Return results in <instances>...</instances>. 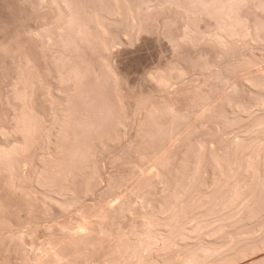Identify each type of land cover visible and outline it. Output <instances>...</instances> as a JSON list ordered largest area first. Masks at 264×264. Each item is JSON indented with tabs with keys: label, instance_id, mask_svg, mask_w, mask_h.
I'll list each match as a JSON object with an SVG mask.
<instances>
[{
	"label": "rangeland",
	"instance_id": "obj_1",
	"mask_svg": "<svg viewBox=\"0 0 264 264\" xmlns=\"http://www.w3.org/2000/svg\"><path fill=\"white\" fill-rule=\"evenodd\" d=\"M129 1L133 7L137 3L144 9L149 7L150 12H155L158 5L160 9L169 7L163 0ZM222 1L173 0L187 10L184 12L189 19L179 18L171 9H165L158 13L159 16L153 14L144 18L145 21L142 19L136 32L117 36L114 32L105 34L98 17L101 14L116 15L118 6L111 0H64L59 7L54 0H0V218L11 221L15 228L17 221L28 225L33 218L32 227L29 223L28 227L24 225V230L35 228L38 238L42 233L54 237L61 225L71 227L81 216H86L91 219L92 236H87L89 243L86 239L85 243L89 246L92 242L97 243L103 233L110 236V241L97 246V253L86 252L87 256L91 252L95 256L91 254L94 257L90 255L89 259L85 254L84 264L88 259L89 264H95V261H109L116 253L119 255V249L115 250L116 242L125 240V236L130 238L134 230L137 232L145 226L142 223L145 219L148 223V220L144 216L156 220L153 223L161 226L152 228L163 231L164 224L170 225V222L166 224L164 220L161 225L162 220L167 216L169 220L174 219L179 211L185 212L179 214L181 220L188 215L201 219L206 214V217L209 212L205 209L214 213L210 211V217L206 218L214 219L215 214L222 215L224 206L228 205V209L247 194L253 196L257 191L256 187L255 192L250 190L254 187L250 167H258L261 163L257 156L264 148V133L260 132L264 131V119L259 116L263 110L255 111L258 120H242L234 116L232 120V115L228 118L226 113L227 118L223 117L226 108L221 105L225 104L223 95H226L224 89H227L229 74L206 61L210 57L206 53L203 56L200 47L197 49L201 45L194 49L184 44L181 48L184 55L197 57L192 58L197 59L191 62L192 65L206 61V67L200 62L201 69L177 57L178 51L174 47L184 41V31L190 28L195 39L211 37L222 21ZM195 39L194 43L197 42ZM203 57L207 58L204 60ZM172 62L179 63V66L173 69ZM156 73L168 77V88H158L153 80ZM251 131L261 134H252ZM243 154L250 156L244 157ZM215 159L225 169L226 165H232L228 167L240 173L249 170L244 176L238 174L240 181L234 182L232 188L228 186L236 192L230 190L228 197L233 201L230 205L227 199L218 201L220 206L214 205L217 198L213 197V189H218L220 184L218 187L217 181H213L216 179L211 176L215 174L208 173L211 182L204 173L213 171ZM239 168L245 170L241 172ZM194 169L201 172L202 178L207 176L210 179L207 180L209 185L206 181L204 183H207V189L212 185L211 190L208 189L213 195L208 198L215 200L214 204L210 202L212 209L206 206L207 203H204V209L205 198L199 199L203 209L197 210L198 200L192 206V197L196 200L197 193H203L205 186L201 191L200 183L206 179L199 176L197 179V170ZM146 171H151L152 176L145 174ZM177 195L181 198H175L176 201L174 197ZM247 197L243 200L246 201ZM250 197L248 203L252 201ZM259 197V204L264 205V195ZM172 200L178 203H172L177 208L171 205V210L168 205ZM223 202L226 205L221 209ZM110 206L115 208V214L107 210ZM215 206L218 209L214 210ZM168 207L173 218L169 216ZM98 210H104L99 213L103 218L95 214ZM165 210L168 215L163 216L167 213ZM241 214L236 217L243 220L241 229L235 226L239 223L237 219V223L232 221L234 224L229 228L232 231L227 237L230 243L238 236L242 240L248 236V241L264 229V214L252 221L253 217H249L251 214L247 211ZM202 217L206 219L204 215ZM157 219L161 220L157 222ZM41 237L34 239L38 246L48 238ZM225 243L227 241L223 245ZM260 247V252L244 260L264 256V245ZM104 257L106 260L100 261ZM14 260L13 263V259H2L0 263L15 264L17 260Z\"/></svg>",
	"mask_w": 264,
	"mask_h": 264
},
{
	"label": "bare ground",
	"instance_id": "obj_2",
	"mask_svg": "<svg viewBox=\"0 0 264 264\" xmlns=\"http://www.w3.org/2000/svg\"><path fill=\"white\" fill-rule=\"evenodd\" d=\"M62 1L64 2V0H54V3L57 7H59V5H61L60 3H63ZM111 1L118 6V9H117V6L115 5V7L118 11V12L116 11L117 12L116 15L108 17L107 15L101 14L100 16H98L101 19V22H102L101 27H102L104 33L106 32L105 34L108 33L110 35H111V33H109V32H112V34L114 32L115 35L117 34V36H118V34H122V33L129 35L132 32H136L138 30V28L140 27L139 24L141 23V21L144 20V18H147L153 14L161 13L165 9H171L172 12L174 13V15H176L179 18H187L189 16V15L187 16L185 14L186 12H184L186 9L184 8L185 10H183V8L180 7L176 2H173V0H163L164 3H167L169 5V7H164V8L160 9V8H158V7H160V5H158L157 7H155L156 11H155V9H153V11H155V12H150L149 7H147V8L145 7L146 10L144 9V7H139L140 3L139 4L137 3V5L135 4L133 7V4H131L132 2H130L129 0H111ZM158 1H160V0H158ZM65 2H66V0H65ZM141 6H143V5H141ZM223 6L224 7H223V11H222V21H221V23L217 24V27H215L216 32H213V30H212L213 34L211 35V37L208 38V36H210V35H207L206 38L203 36L196 38L197 42L194 43L195 37H193L190 33L193 30H191V28L189 27L191 31L186 30L187 32L184 31L185 34L183 33L184 34V41L182 43H177L174 46L175 49H177L176 51H178L177 57H181V59L185 60L186 62L190 61V63L193 60L196 61L197 59L196 60L192 59V58H195L196 56L195 57L192 56V58H191V56L189 57L187 54L184 55L181 48H184V46H183L184 44H186L185 46H187L188 48H190V47L194 48L195 46L201 45V46H198L197 49L200 47V49L204 51L203 56L205 55V53L208 54V57H210L208 60L210 62L208 60H206V61L209 64L211 63V65L213 64V65L217 66L218 69L224 70L229 74L227 76V83H226L227 89L226 90L224 89V91H226L225 92L226 95L225 96L223 95V97L225 99H223L221 97V99L224 100L225 104L224 105L222 104L223 106L221 104H219V105H221V107L225 106V108H226L224 110L222 109L223 111H225V112H223V117H226L225 115L227 114V116L232 115L231 116L232 120H233V116L237 117V118H242V120L243 119H249V118H251V119L253 118L255 120V118H257V117L259 118V116L263 117L262 119H264V0H224ZM61 9H62V7H61ZM147 9L150 13L147 11ZM159 15L160 14H158V16ZM154 16H156V15H154ZM190 18H191V16H190ZM188 19H189V17H188ZM185 20H187V19H185ZM119 25L123 26V28H120ZM185 28H186V25H185ZM214 31H215V29H214ZM200 51H199V53L202 52V51L201 52ZM201 55H202V53L200 54V56ZM209 55H211V56H209ZM198 57H199V55H198ZM204 58H207V57H203V59ZM210 59L213 61L211 62ZM206 61H204V62L206 63ZM200 62L201 61H198L199 65H200ZM204 62H201V64L203 63V65H202L203 67L205 65ZM194 63L195 64H193V65H197L196 62H194ZM208 63H207V65H209ZM170 65L173 66V69H176V67L179 66V63L176 64V62H172ZM191 65H192V63L190 64V66ZM199 65H197V66L199 67ZM197 66L196 67L194 66L195 69L197 68ZM203 67H201V68H203ZM205 67H206V65H205ZM208 67H210V65ZM179 75H181V73H179ZM167 78L168 77H166L162 73H156V75H153V80L158 84V88L159 89L161 88L162 90L165 89L166 87L168 88V79ZM220 96H222V95H220ZM223 100H221V101L223 102ZM261 109L263 110V113L261 115L257 116L254 114L256 110H261ZM222 110H220V111H222ZM219 113H222V112H219ZM224 113H226V114L224 115ZM229 117L230 116H228V118ZM237 118H235V119H237ZM258 118H257V120H258ZM256 122H259V121H256ZM248 125H246V126H248ZM253 130H254V128H253ZM262 130L260 132L264 133V131H262ZM253 132L257 133L259 131H253ZM253 132H252V134H254ZM260 132H259V134H261ZM256 135H258V134H255V136ZM262 140H264V139L262 138ZM263 150H264V148L262 149V151H261L262 153H260V155H258L259 153L257 154L258 156L256 154L251 153L260 159V161H261L260 165H258V167H252L251 165H248L249 167L251 166L250 169L252 168L250 170V172H251L252 180H254L253 190L252 189H250V190L255 192V187H256L257 192H255V194L253 192H251V193H253V196H252V194L249 193L252 197H250L249 194H247L246 197L247 196L248 197H247L246 201L243 200L246 198L243 195L244 198L241 199V202H238L240 204H238L236 199H234L238 205L237 204L236 205L231 204V206L228 207V209L226 208V206H228V205H226L224 203L225 199H227L226 201H227V204H229V205H230V202L231 203L233 202V201H230L229 200L230 197H228L231 195V191H232V189H229L228 186H230V188H232L233 183L234 182L236 183V181L237 182L240 181V180H238L239 177L244 176V174H245L244 172H249V170L248 169H247L248 171L245 169L240 170V168H239L238 170H240L241 172H242V170H245L242 173H240L239 171H237V169H233L232 167L231 168L228 167V166H232V165H228V166L226 165L227 169H225L224 168L225 166H222V164L218 160L215 159L214 164H213L215 169L212 168L213 173L211 171L210 172L205 171L206 173H204L207 175H208V173H211L212 175L215 174L211 177L213 179H216L213 181L214 182L217 181L216 182L217 186L220 184L219 185L220 187L218 186L219 187L218 189L215 188L216 189V192H215V189H213V188L216 186V184L213 183V184H215V186H213L212 189L214 190V193H216V194L213 193V195H215V196H213V195H210L212 193L208 191L209 188H210L209 190H211V187H212L211 182H213L212 179L210 178V175H208V177L211 179V182H210L211 186L210 187L207 186L208 187V189H207L206 188V185L208 183L207 180H210V179L207 176H204L206 179H204V177L202 178L201 172L198 169H194V171L197 170L196 173L194 172L196 175V178L199 179L198 178V176H199L202 179H204L203 181H202V179H200V181L203 182V184H201L202 182L200 183L202 188L199 185L201 188V191L204 188L203 186H205V188L203 189L204 190L203 193H201L199 190H197L198 192L201 193V195H199L200 193L199 194L197 193L196 200H194L195 198H193L191 196L192 200L194 201V203H193L194 205H192V206L194 207L197 204L196 203L197 200L200 203L205 198V200L207 202L205 200H204L205 202L203 201L204 209L206 208V206H209L211 208V206L213 207V205H211L210 202L212 201L214 204L215 200L213 201V197H216L217 199L214 198V199H216L214 205L218 206L219 205L218 201H220V202L224 201L223 202L224 204L221 203V209H223V206L226 205V206H224L223 212L226 213L227 211H229L230 213L227 212L229 215H232L233 213H234V215L228 217L227 216L228 214L227 213H226L227 215L224 214L222 212V210L219 208L221 210L220 213L222 212L221 213L222 215L218 217L217 214H215L216 217L214 216V219L216 218L217 221L213 222V220H214L213 218L212 219L210 218L211 220L208 218L210 220V221H208V219L206 217L209 216V214L211 215V213H213V211L212 210L208 211L207 209H205L207 212H209V214H207L206 217H205L206 214H203L207 220L202 217L203 215L200 217L201 219L196 218V216L195 217L191 216V218H189V215H188L187 217L189 219L185 220V218H187L185 216L186 214L183 215V216H185V218L182 216L184 218V220H181L180 219L181 217H178V216H180L179 214L182 213L183 211L182 212L179 211L180 213H178L177 215H174V219H171L173 221V223L171 222V220H169L170 217L165 216L168 220L166 221V218H164L161 222L162 223L161 225L164 224L163 223L164 220H165L164 222H166V224H168L170 222V225L164 224L165 229L166 228L167 229L165 230L164 228H162L163 231L154 229V228L158 229V225L160 226V224L156 225L157 223L156 224L153 223V222H156V220L153 221L152 219H150V218L148 219V217L144 216L148 220V223H145L146 219L144 220V217H143L144 221L142 224L143 225L145 224V226H143V225L142 226L144 228L142 227V228H140V230L138 229L137 232H134L135 231L134 230L131 234L129 233L131 236H130V238H128L129 237V235H128V237H127L128 239H126V236H125V240L122 237L123 240H120V242L118 241V243L116 242V248L115 247L114 248H115V250L119 249V252H118L119 255H117L116 252H115L116 253L115 256L113 255L116 258H113V256H112V259L110 258V260H109L107 258V260H109V261L103 262L102 261L103 259L106 260V258L104 257L100 260L103 263H100V262L98 263L97 261H95V264H96V262H97V264H264V258H261L263 255H258V256H255L249 260H244L248 256H250L254 253H258L262 250V249H260V248H262L260 246L264 245V231H263L264 229L262 231H260L261 233L259 232V235H257L259 238H257V236L249 238V240H248L249 243H246V242H248L247 241L248 236H246V240H242V237L240 239H238L239 236L237 238L234 236L235 237L234 241H233V239H231L232 240L231 243L227 240L228 235H230V233L232 232V231L230 232L231 229H229L234 224L232 221H235V223H237L236 219L238 221L240 218H236V217H238V215L241 214V212L247 211L248 213H250L251 216H249V217H251V218L253 217L251 219V221L253 219H255L256 216L258 217V216H261L262 214H264V208H262V206H264V205L259 204L260 201L258 202V200L260 199L259 196L262 194L264 195L263 190H262V188L264 189V152H263ZM239 153H238V156H239ZM241 153H242V151H241ZM241 153H240V155H241ZM233 155H235V153ZM243 155H244V157L250 156L249 154H243ZM259 162H258V164H259ZM243 168H246V167H243ZM215 170H217V171H215ZM150 172L151 171H148L145 174H147V175L150 174V176H152ZM214 172H216V173H214ZM147 175H146V177L148 178L149 176H147ZM236 176L237 177L239 176V177L237 178ZM205 181L207 183H204ZM208 185H209V183H208ZM213 190H212V192H213ZM205 191H207L208 193ZM232 192H234V191H232ZM246 192H250V191H246ZM234 193H236V192H234ZM202 194L205 196H203ZM238 194L235 196H238ZM208 195L213 196V197L212 198L209 197V198H211V199H209ZM217 196H219L221 200ZM249 197L251 198L252 201H249V203H248L247 201H248ZM175 198L178 199L181 197H178V195H177L176 197H174V200H176ZM201 198H202V200H199ZM240 198H242V197H239L238 199H240ZM257 198H259V199H257ZM262 198H263V196L261 197V199ZM256 199H257V201H256ZM174 200H172L173 202L171 201L170 205H168V206L175 205L174 207H176V204L178 202H176L177 200L176 201H174ZM192 200H191V202H192ZM231 200H233V198ZM188 201H190V200H188ZM188 201H186V202H188ZM228 201H229V203H228ZM244 201L247 203H244ZM174 202H176V204H172ZM116 203H114V204H116ZM190 203H188V205H190ZM204 203H207L206 206ZM243 203H244V205H242ZM200 204L196 205V206H198L197 210H198V208L203 207L202 203H200ZM62 205H63V203H62ZM119 205H120V203H119ZM185 205H183V207ZM257 205L261 206V207L259 208ZM104 206H106V204H104ZM216 206L213 208L214 210H215V208H217ZM233 206H234V208L232 210ZM236 206L238 207L237 209H235ZM240 206H242V207H240ZM119 207L120 206H118V208ZM105 208H108V207H105ZM184 208H186V207H184ZM190 208H191V206H190ZM240 208H241V210H240ZM114 209H115L114 207L110 206L107 210L114 211V214H115L116 211ZM167 209H168L167 211L169 213L172 212V211H170L169 207ZM172 209L173 208L171 206V210ZM178 209H180V207ZM178 209H177V211H178ZM187 209L189 210V207H187ZM192 209H194V208H192ZM234 209H235V211H234ZM100 210H102V209H100ZM162 210H163V208H162ZM188 210H186V211H188ZM195 210H196V208H195ZM199 210H201V209H199ZM230 210H232V212ZM165 211H163V212H165ZM196 211H194V212H196ZM210 211H212V212L210 213ZM100 212L101 211L96 212L95 214L98 213L97 217L100 216L101 218H103L102 215L99 214ZM102 212H101V214H102ZM105 212H107V211H105ZM117 212H118V210H117ZM168 212L164 213L163 216L166 214L168 215ZM184 213L185 212H183V214ZM171 214L172 213H170L169 216L172 217L173 215H171ZM223 214L225 215L224 217H223ZM190 215H193V214H190ZM95 216L93 218L97 219V217H95ZM103 216H104V213H103ZM81 217H80V219H77L76 222H74L75 224L73 226H71L72 225L71 224L70 225L71 227L68 226V228L66 225H65L66 227H62V225L59 224V225H61L58 228L60 230L58 232H56L57 230H55L56 234H54V237L52 234L44 235V233H42V237H41V235H39L41 238L48 237L47 239L44 240L43 243L39 244V246H38V244H36L34 242L35 241L34 239H38L39 236L37 238L38 232H36L37 235H35V228H33V229L31 228L32 227L31 222H33L32 221L33 218L31 219V221H29L30 226H31L29 228L32 230H30V229L24 230V228H25L24 225L26 227H28L29 223H28V225H26L27 223L22 224L23 225V228H22L21 223H19L17 221V223L20 224L21 227H20V225L18 226V224H15L18 226V227L16 226V228H17L16 229L14 227V225L12 226V224H14V223H12L11 221L7 222V221H5L4 218H0V260H2V259H4V260L13 259V263H14V261H15L14 259L16 258L17 262L15 264H84L86 252H90L92 250V252L95 253L97 250L96 249L97 246L101 247L102 246L101 244L104 245V243L106 241H110V239H108V237H110V236H108V233L105 234L102 232L104 235H101L102 237L98 236L99 238H97V241L99 239L100 240L98 242L96 240L94 241L97 243H93L92 242L93 240L91 239L92 240L91 242L93 245L90 244V246H92V247H90L89 244H87V242L89 243V241H87L89 239L87 236H89V237L92 236V235L90 236L91 219L89 218L90 219L89 220L86 216L85 217L81 216ZM192 217L195 218L196 220L193 219ZM249 217H247V219H249ZM113 218H115V217H113ZM113 218H111V219H113ZM159 218H162V217H159ZM202 218L204 220H202ZM197 219H198V221H197ZM28 220H26V222ZM149 220H152V222ZM160 220L161 219H157V222ZM200 220H201V222H199ZM205 220L207 223L205 222ZM36 221H38V220H36ZM93 221H95V219ZM149 222H151L153 225ZM202 222L204 224H202ZM242 223H243V220L242 221L239 220L238 225L236 224L235 226H237V227L239 226V228H240V224H242ZM246 223L248 224V222H246ZM153 226H154V228H152ZM164 226H162V227H164ZM166 226H168L169 228ZM49 227L47 229H51ZM234 228H232V229H234ZM54 229H52V230H54ZM236 230H238V229H236ZM37 231H38V229H37ZM55 232H53V233H55ZM233 232H235V230ZM243 233L244 232H242V234ZM132 234H134V235H132ZM106 235H107V237H106ZM245 235H248V234L246 233ZM104 236L106 238H104ZM240 236H242V235H240ZM251 236H252V233H251ZM102 238L104 241H102ZM85 239L87 241L86 243H85ZM117 239H119V238H117ZM228 239H230V237ZM223 240L227 241V244L225 243V245H223L225 242ZM222 241H223V243H222ZM228 242H229V244H228ZM95 244H97V245H95ZM112 244H114L113 246H115V243H111V245ZM87 246L90 247L91 249L90 248L86 249ZM93 250H95V251H93ZM92 252H91V254H93ZM91 254H88L89 256H87V254H86V257H88L90 259ZM93 255H91V257L95 256V255L94 256ZM86 260H87V258H86ZM88 260L86 261L87 263L89 262ZM87 263H85V264H87Z\"/></svg>",
	"mask_w": 264,
	"mask_h": 264
}]
</instances>
